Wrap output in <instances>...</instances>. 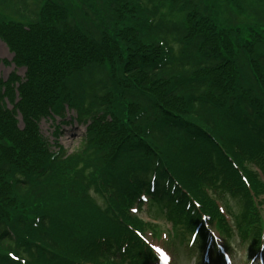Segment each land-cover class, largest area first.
Instances as JSON below:
<instances>
[{"label":"trees","instance_id":"1","mask_svg":"<svg viewBox=\"0 0 264 264\" xmlns=\"http://www.w3.org/2000/svg\"><path fill=\"white\" fill-rule=\"evenodd\" d=\"M74 1H80L79 7L45 11L52 1L0 0V37L21 27L29 33L24 41L36 46L31 40L37 28H44L40 21L62 13L63 18L46 31L48 35L70 41L67 37L73 31H82L83 42L99 45L95 50L77 48L71 61L65 55L55 58L42 51L32 63L14 60L17 66H26L17 104L13 103V84L0 82V264H18L8 259L9 253L27 264L51 260L63 264L70 242H62L48 224L57 217H65L69 228L64 237L72 239L77 252L94 245L103 260H114L112 240L122 233L124 223L112 218L111 211L100 214L87 198L90 189H96V179L90 175L97 168L109 158L123 159L133 163L143 177L145 168L162 170L173 160L181 164V175L173 177L190 189L192 180L196 183L205 175L206 181L212 170L227 164L228 155L239 157L241 135L227 115L243 112L245 124L254 118L259 119L256 124L262 120L258 113L264 109V0H91V7ZM230 25L239 29L234 31ZM34 63H50L52 69L37 68ZM232 80L238 85L227 97ZM189 91L197 99L193 103L184 98ZM3 98L12 104L10 111ZM65 106L74 110L78 124L89 123L87 140L102 146L89 150L81 142L77 153L60 161L63 166L53 171L63 151L47 161L41 142L48 143L39 137L37 126L41 118H51L49 113L65 117ZM17 108L25 125L22 131L17 128ZM124 109L130 115L126 124H122ZM109 112L118 115L116 121L122 125L113 122L112 130L106 131L107 126L98 130ZM115 133H119L116 140L112 137L104 144ZM76 158L80 165L87 161L85 167L72 165ZM162 176L164 182L166 174ZM104 183L115 196L111 178ZM250 183L254 186L255 181ZM76 196L80 200L73 202ZM83 198L86 209L78 206ZM37 217L42 231L35 239L36 230L31 235L26 232ZM96 218H103L99 226ZM86 257L73 260L82 264Z\"/></svg>","mask_w":264,"mask_h":264},{"label":"rangeland","instance_id":"2","mask_svg":"<svg viewBox=\"0 0 264 264\" xmlns=\"http://www.w3.org/2000/svg\"><path fill=\"white\" fill-rule=\"evenodd\" d=\"M52 2H50L49 4H47L44 7L45 11H49L51 9H58L60 7H67V6H72V7H79L80 1H74V0H50ZM203 1V0H201ZM82 2H84L87 7H91L94 4V1L91 0H82ZM72 12V10L68 13V15H66L65 17H68L69 14ZM44 15V14H43ZM62 13H60L59 15H57L53 20H45L42 19L40 21V23L44 26V28H37L36 29V38L32 39L31 41L35 40L36 42V46H31L29 43L30 42H26L24 41V39H29L28 38V34L29 33H23L20 28L19 31H12L10 33V35H6L4 37H0V82L1 83H6V84H13L14 88H16V92L14 89V100L13 103L17 104L19 102V94L17 89L20 87L21 84H23L26 79H25V73H26V66H17L15 64L14 60H23L26 63H32L34 60L35 55L42 51L44 53H48L50 54L52 57H60L61 55H65L67 58H69L72 56V58L74 57V52L76 51L77 48H82V47H89L92 48L93 50H95V48L99 49V45L98 44H87V42H83V40L81 39V35H82V31H73L74 35L67 37L70 41H67L63 38H53L52 36L47 34V30L51 27L54 28V23L55 21L60 20L62 17ZM19 22H23V20H17ZM48 23V25H47ZM220 27L223 28V25L220 21ZM231 28L235 31L238 30L239 27H233L232 25H230ZM67 29V28H66ZM229 29V28H227ZM23 30L26 32L27 30H25L23 28ZM69 35V34H68ZM83 37V36H82ZM85 38V37H84ZM86 39V38H85ZM87 41V40H86ZM35 49H39L38 51H34ZM27 58H24V57ZM71 61V60H70ZM240 58L238 57V63L240 64ZM33 66L37 67V68H41V69H45L50 71L52 69V66L50 63H34ZM59 64H56V67H58ZM201 69V68H199ZM203 73V72H202ZM212 83L210 82V84L207 87V94L206 96L210 97V85ZM238 83L235 82V80H232L231 83L229 84V87L227 88V93L226 96H230L234 90L236 89ZM168 94L171 93V91L168 89ZM2 93H3V89H2ZM191 91L189 92H185L184 96L186 97V103H191ZM42 97V93L39 94V96H37V99H40ZM3 104L5 105V108L7 111H10L12 109V104L8 101L7 98H3L2 99ZM25 103L28 105L29 102ZM18 110V111H17ZM17 110H15L16 112V120H17V128L19 129V131H22L25 127L23 121H22V117H21V112L19 111V109L17 108ZM125 114H124V118H122V124H126V121L128 120V118L130 117V115H127V109H124ZM137 113V112H136ZM136 113L132 114L135 115ZM53 113H49V116L53 117ZM138 114H136L137 116ZM134 117V116H132ZM140 117V116H138ZM54 118V117H53ZM118 118V115H116L114 112H109V113H105L103 115V119L101 120V123L98 125L97 129L99 130L100 128H103L104 126H107L106 131L108 130H112L113 128H111L112 123L116 122L115 124L117 126H121L122 124H119L116 120ZM126 119V120H125ZM68 120V119H67ZM137 120V118H135L134 120H131V122H135ZM96 122H99L96 121ZM59 123V119L56 117L54 118V121L51 120L50 118H41L39 120L38 123V135L39 137H43L44 139H46V142L48 143V146L44 145L43 142H41V147L45 148V156L47 157V161H51L55 154L58 153V145H61L65 150H66V155H74L76 148L78 147L79 143H80V139L82 138V136L84 135V126H79L77 123L76 125L74 123H71L70 125H64V130L61 128L60 130V134L58 136V134L56 132H52V130H57V125ZM93 123V120H92ZM61 125V124H60ZM86 125V124H84ZM60 127V126H59ZM115 128V127H114ZM123 131V130H122ZM240 131H242L243 133L247 134L248 133V129L245 127H240ZM104 132V131H102ZM95 133V132H94ZM98 133L101 132H97L94 135H97ZM119 133H115L112 134V136L107 140L106 138H101L103 140H107L104 144H108L110 141H112V139L114 138L116 140V137ZM113 137V138H112ZM99 138V137H97ZM117 143V142H116ZM46 146V147H45ZM86 146H89L92 148L96 147H101L102 144L98 143V141H94L92 140L91 142L89 140H87ZM44 156V158H45ZM112 160V158H109L107 160L106 163H109ZM119 162V166L116 170L117 174L120 176L121 174V167H120V161L117 160ZM78 162V161H77ZM47 163V162H46ZM46 163L44 161H41V164L46 165ZM79 167H81L80 162H78ZM112 165V163H111ZM110 165V166H111ZM49 202V201H48ZM76 202H78L76 200ZM51 211H56L54 206H52L50 208ZM68 216H71L70 214H68ZM90 218L92 217L90 215H88ZM88 216L86 217V220H88ZM57 217V215H56ZM58 218V217H57ZM51 218L49 223L52 226V230L56 235H61V241L62 242H70L69 248H65L64 251L65 254L67 256H70V259L72 257H77L78 252H77V245L73 246L72 244V239H67L66 237H64V235L67 233V229L69 228V226H66V221H65V217L62 218ZM100 221H103V218H96V224L97 226H99ZM47 224V225H48ZM29 232H26L27 235H31V231L36 230L35 232V239L36 236L38 237L40 235V231H42V227H41V223L39 222V220L36 222H33V227H29L28 228ZM235 254V260L239 263L241 261V256H242V251L241 250H237L234 252ZM61 262H65V260H61ZM71 263V261H67ZM44 264H55V262L53 260L49 261L48 263H44Z\"/></svg>","mask_w":264,"mask_h":264}]
</instances>
